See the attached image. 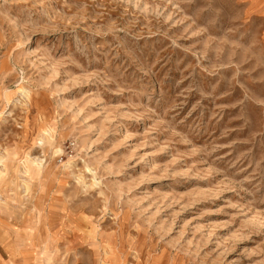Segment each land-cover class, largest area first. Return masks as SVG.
I'll list each match as a JSON object with an SVG mask.
<instances>
[{
	"label": "rangeland",
	"instance_id": "374dc122",
	"mask_svg": "<svg viewBox=\"0 0 264 264\" xmlns=\"http://www.w3.org/2000/svg\"><path fill=\"white\" fill-rule=\"evenodd\" d=\"M0 264H264V2L0 0Z\"/></svg>",
	"mask_w": 264,
	"mask_h": 264
},
{
	"label": "crops",
	"instance_id": "0c3cea01",
	"mask_svg": "<svg viewBox=\"0 0 264 264\" xmlns=\"http://www.w3.org/2000/svg\"><path fill=\"white\" fill-rule=\"evenodd\" d=\"M257 1H259V0H252V2H257ZM260 1L264 2V0H260Z\"/></svg>",
	"mask_w": 264,
	"mask_h": 264
}]
</instances>
